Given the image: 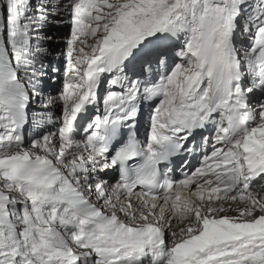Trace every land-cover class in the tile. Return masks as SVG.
<instances>
[{
    "label": "snow or ice",
    "instance_id": "1",
    "mask_svg": "<svg viewBox=\"0 0 264 264\" xmlns=\"http://www.w3.org/2000/svg\"><path fill=\"white\" fill-rule=\"evenodd\" d=\"M0 264H264V0H0Z\"/></svg>",
    "mask_w": 264,
    "mask_h": 264
}]
</instances>
